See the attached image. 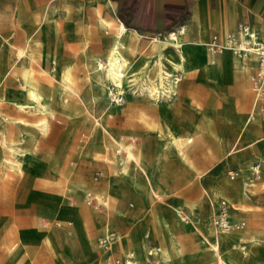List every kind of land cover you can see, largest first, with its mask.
Segmentation results:
<instances>
[{"label":"rangeland","instance_id":"obj_1","mask_svg":"<svg viewBox=\"0 0 264 264\" xmlns=\"http://www.w3.org/2000/svg\"><path fill=\"white\" fill-rule=\"evenodd\" d=\"M17 9L19 12V18L16 22H18L23 27L33 29V33L29 35L33 36L34 38H38L34 35L37 29L34 26L32 20L24 19L26 6L22 1L18 3ZM62 16L63 11L59 14V18H61ZM67 23L65 24V30L63 32L69 30V28L66 27ZM220 32L223 39V35L226 34V29L222 28ZM152 37H155V35ZM202 40L205 41V45L209 47L208 36H204ZM10 43L13 44L10 38L8 36H5L4 42L0 44V96L4 98V100H1L0 102L9 101V99L12 98L14 94H17L16 88L20 87L21 80L17 77V74L14 72V69L18 65H21L24 60H26L18 59L16 55L11 53L12 48ZM56 49L57 48H55L52 52H47L45 54V57L47 58V56L49 55V59L53 61ZM71 52L73 56L78 57L82 61L79 56L75 55V52H73L72 50ZM221 52L222 51H220V55ZM12 59H14L15 62L17 61L18 65H14L16 63L12 64ZM143 60H146L145 57H143ZM147 60L150 63L152 59ZM40 61L41 60H37L36 62L33 61L32 65L34 66V64H39ZM62 64L64 65L65 63ZM36 69H45L49 71L48 69L43 67H39ZM51 70L52 74L49 71L50 75H58V71L55 69L53 70V64L51 66ZM256 71L257 68L256 70H254L253 73L249 75L251 100L255 99L253 94L254 92L252 78ZM7 74H10L15 77H10L7 80L6 84L4 77ZM205 74L206 72L203 69L195 70L189 74V76H196L197 78L205 79L207 89L205 90L206 106L201 105L199 108L196 107V119H191L192 125H188V128L190 129L189 131H191L193 134V140H195L198 144H191L189 146L187 145L186 149H182L183 153H185L192 160L196 172H199L200 175H198L197 173H195V171L189 168L187 163L175 152V150H171L169 158L164 163L165 172L160 173V176L165 179L167 189L166 191L162 192L161 189V192L157 193L159 196H154L152 190L149 188V177L146 174H135L133 167L134 164H132V174L130 176L120 178L119 187L116 190L113 188L109 189L108 194L110 197L107 201H103L97 196L87 198L85 193L82 192L80 189L73 188L74 184L71 181L66 180L64 175L61 173L62 168H60L57 159H55L53 154L48 153L46 156L42 157V160H36L35 158L32 164L25 166L23 173L11 170H7L6 173H0V215L12 218L14 222L16 221V223L13 224L15 228L23 225L21 223L25 220L24 218L28 215V213L26 210L19 211L13 209L15 200L14 188L17 187L19 183H21L19 180L16 181V179L13 177V174L14 172H17L20 175H24L28 172H31V166H33L34 162H37L40 164L39 167L36 168V178L38 180L37 184L39 187H41V190H36V192L34 193L35 197H33L32 194V196L28 194V197L24 201V203L28 205L31 200L35 201L36 209L34 220L37 223L43 222L45 224L46 230L43 234V240L49 248H52V243L54 241L51 235L49 234V231L54 228L58 232H60V234H57L55 232L56 243L58 244L63 242L70 245L71 242L75 240V238L83 239L89 235L88 230H85L84 228L80 230V226H84L85 224H88V222H93L98 227H101L102 222L105 219L111 218V227H118L117 221L115 219L119 215L121 206L128 199V196H130V200L138 205L141 212L139 214H135L134 216V220L137 221L136 223L130 222L125 230H118V233L116 235V242L113 246V252H119L124 254L131 253L134 256L141 257L142 264H211L212 259L210 252H214V250L211 249V246L206 240L202 239L201 241V239H199V237H202V228L205 224L208 223V219L211 214L210 207L203 196V191L201 188L202 182L212 180L216 186H219L222 182H225L227 184H236L237 188L239 190L241 189L240 192L245 189L244 185L246 184L247 189H257L259 191H257L259 194L256 193V196L253 197L252 201L249 200V203L251 205H257L249 211H242L238 209L235 210L233 206H238L239 204L236 200H234V203H229L230 210L232 211V213H230V216H232L233 219L236 221H238L237 219H239V217L242 218L239 223L241 221L244 222V224H242L243 229L261 235L262 245H257L254 243L250 246V249L254 251L258 248L261 250V253L264 256V188L259 189L260 186L264 185V150L258 151L257 149H255L254 145L251 144L245 146V148L241 150L243 156L245 157V160L243 162H221L236 156L238 145L236 148L231 150L232 153L229 156H226L222 159L219 150L216 146L214 136L210 133L211 129L218 132L217 130H215L216 120L219 121L220 125H222L223 127L224 125L230 123L233 126V129L235 130V136L233 139L234 142L236 135L242 127L243 120L248 116L251 110L252 103L250 106V110L247 114H245L242 113L243 107L239 105V109H237V105L233 104L231 100L232 96H223L221 97L220 101L215 102L216 96L211 91V89L213 88V84L208 80L207 74ZM211 74L212 76H215L217 78L219 82L217 85L226 89L225 84H228L229 81L226 79L227 75L224 74L221 68H219L216 73ZM154 78L156 83L159 77L154 76ZM53 83L54 85L57 84L56 79L53 80ZM127 84V86H123V89L125 90V101L123 104L117 106L119 108H123L125 103L129 99H131L130 96H126L129 90L137 92V88L135 87V84L132 81L128 82ZM110 85L111 83H107L106 86H104V93H102V100L105 104L112 103L109 100L107 93V88ZM178 88H176V92L178 91ZM258 100L261 109L259 112H255L254 118L252 119L249 127H247L244 131L239 144L247 143L249 141H257L258 139L260 143L264 144V98H258ZM85 109L87 108L80 106L81 111ZM56 110L58 111V116L65 115L67 117L66 119L62 117H57L58 119L55 118L51 121V132H53V137H58V135H60L62 127L74 126L72 122H75L78 119L83 120L82 116L72 114L74 112L73 108H70L68 110L62 109V107L56 103ZM0 112L5 114L7 117L11 118V120H17L18 118H27V120L30 122L34 121V119H38L39 116H41L33 111H21L15 106L13 102L1 103ZM237 113H239V116L237 115ZM137 115L140 119L137 116L135 119L128 118V116H126V113L124 112V109H122L121 111L119 110L117 114H115L114 118H109L110 121H108L107 124L112 127H131V121H136L137 124H134V126L140 129L141 122L139 120L144 122L145 119L141 116L140 112H138ZM208 118L212 119V124L207 121ZM144 123H146L144 124L145 127L151 126L148 124L147 121H145ZM176 128L178 131L183 130V127L180 126ZM2 129L3 128H0V130ZM85 129L87 136L91 139L88 142H85L79 136L77 141L74 140V149H76L77 146L82 149L86 144V149L84 150L85 153L92 154L97 159H103L102 146L100 144V134L97 132L95 133L93 131L91 124H86ZM19 132L20 131L18 129V133ZM218 133H221L223 137L226 138V141L228 142V147H231L233 142H230V138L227 136L225 129L224 131H220ZM121 134L130 135L129 133ZM131 135L133 136L135 146H139V144L144 145L145 150H147V161L151 163L153 160L154 151L156 149L155 134L148 133L143 134V136L140 135L138 137H136L134 134ZM153 137L155 138V142L151 141ZM51 141L52 140L49 139V142ZM202 141L209 143V149L205 148L207 147L205 144H199ZM53 142H55V139H53ZM38 143L44 144V141L41 139V135L38 138ZM211 153H213L219 159L213 157ZM53 158L55 162H53ZM105 161L108 163L105 166L91 167L90 176L92 179H106L107 183L112 180V178L109 176V172H112L114 170L113 166L115 164V156L112 150L109 151V155L105 158ZM173 163L180 170L183 171L174 170L175 168H173L172 166ZM256 165H259L258 177H256L253 172V167H255ZM46 166L49 168V170L53 171L52 173L54 174V176L51 177V179L43 177V171ZM107 166L110 167V170ZM69 169H73V166L69 165L67 168H65V171H68ZM229 169H235L237 171L235 172V175L233 177L230 175V173H227ZM201 173L204 175H202ZM252 173L254 176L252 175ZM136 176H138L139 178ZM137 183L140 184L139 187L136 185ZM100 192H105V189L100 188ZM113 197L115 198L116 202ZM112 198L114 202L112 201ZM1 199H4V201H1ZM75 199L78 200L76 201ZM109 200H111V202H109ZM195 202H200L198 210L192 208ZM81 205L88 210L86 218H84L81 211H79L81 210ZM134 206L135 205L133 203H129L127 205V209H134ZM120 214L123 220L129 219V215L126 211H121ZM195 226L199 229L197 230ZM145 227L149 228L148 232L141 233V238L138 237V231L140 230L142 232V229ZM170 229L174 231L177 230V236H181L180 239L184 244V250L181 255L176 252L175 248L172 245L169 233ZM5 230H2L1 232L3 233L2 237L4 239H8L7 245L12 242H16V244L18 245L16 250L22 247H26L20 240H18V238H16L17 235L13 236L12 230ZM145 230L146 229H143V231ZM186 236L192 237V239L190 238V240L192 241L187 239ZM147 238H150L152 241L157 242L159 249L161 250L159 251L158 255L155 254L153 257L146 256L149 252L148 250H151H147V248H149L152 244L150 242H147L146 247L145 242ZM193 240H197L199 242L201 248L199 249L200 251L194 248ZM160 245L162 247H160ZM93 246L98 250L100 254H104L100 252L97 242H94ZM164 249L170 251V260L168 262H165L163 259L164 254L162 250ZM126 250L129 253H127ZM7 251H9L8 248ZM27 255L30 259L33 256L32 253L29 251L27 252ZM111 264H122L121 256L115 257L114 261Z\"/></svg>","mask_w":264,"mask_h":264},{"label":"bare ground","instance_id":"obj_2","mask_svg":"<svg viewBox=\"0 0 264 264\" xmlns=\"http://www.w3.org/2000/svg\"><path fill=\"white\" fill-rule=\"evenodd\" d=\"M98 7L99 6L90 8L88 15H86L83 21L78 23L76 27L75 31L77 36L75 37V42L70 41L67 45L73 52H75V55L82 59V62L86 67V76L91 81V83L97 86L99 96H102V93H104V86H106L107 83H111L114 87L121 89L123 86H127L128 82L132 81L137 88V92L129 90L126 96L142 98L146 100L150 106L158 107L161 112L165 107L170 108L171 105H173L172 103L174 97L177 96V92H175L176 94L173 98H168L165 96V94L162 98H159L157 94L158 86L156 85L157 83H155L154 76H158L160 85H162L163 88L169 90L170 85H172V83L174 84L175 80H179L175 83L178 88V85L183 78L188 77L191 72L199 69H203L206 72L208 80L212 82L213 85H216L219 82L215 76H212L211 73H216L219 68H221L224 74L227 75L226 79L229 81V83L233 81V78L237 77V71H239L241 74H246L251 69H254V63L252 60H235L230 53L231 50L226 47H223L220 50L222 52L218 61L212 57V51L205 45L206 42L202 40L204 36H207V24L210 22L208 11L203 9H197L194 14V17L199 25L200 42L186 40V42L181 45L180 48L174 49L173 47L167 45L165 41H160L156 37H150L147 41V48L134 53L133 49L130 47L131 45L129 46L124 42V36L128 33L127 28L120 21L112 17L103 16L100 12L101 10H99ZM62 8L63 16L57 20H54L52 24L55 35H57L60 31L65 30V24L69 20L67 19V13H69L67 12V5H63ZM32 22L38 33H41L42 26L38 19L32 20ZM100 29L104 30V32L108 35L107 38L111 39L110 44L108 46L106 44L105 50L98 49L96 46H94L96 49H93L92 46L93 44L97 45V43L101 41ZM228 33L223 35V39L218 38L222 45H225ZM29 40L36 46H41L40 44L42 42L39 38H34L33 36L29 35ZM10 45L12 48L11 53L16 55L18 59L26 60H24L21 65H18L14 69V72L21 80V83L20 87L16 88L17 94H14L13 97L9 99V101H12L19 110L33 111L40 114L41 116H39V118L36 120L34 119L32 122L28 121L27 118H25L26 120L24 118H18L17 120L12 121L10 118L0 113V124L4 125L3 129L0 130V173H6L7 170L23 173L25 166L33 163V160L35 159L34 153L36 150L37 136H46L49 128L51 129L49 123L55 118L62 117L66 119L67 117L65 115L58 116L56 103L59 104L62 109L68 110L73 108V115L82 116L83 121L86 124H91L93 131L100 134V144L102 146L103 159L108 157L110 150L113 151L115 156V164L113 166L114 170L109 172V176L112 178V180L108 183L105 182V192L93 193L80 179H73V169H69L68 171H65V169L63 171L61 170V173L64 175L65 179L71 181L74 184L73 188L80 189L85 193L87 198L97 196L103 201H107L110 197L108 194L109 189L113 188L116 190L120 185V178L130 176L132 174V164H134L133 167L135 174H146L149 177V188L152 190L154 196H159L157 193L161 192L163 186L166 188L165 179L160 176V173L165 172L164 163L169 158L171 150H175V152L187 163L189 168L192 170L194 169L193 162L182 151L183 141L190 143L193 141V137L188 136L183 138L182 136H177V128L175 126L173 127L168 119H165L159 115V120L157 122L152 121V124H150L152 125V130L156 137V149L154 151L153 160L151 163H149L146 158L147 150H145L143 144L135 146L134 139L131 134L123 135L118 131L112 130L110 126H108L107 118L118 105L113 103L108 104L104 110L96 115L87 109L81 111L80 107H70L69 98L73 95H77L78 92L76 91L79 90H76L78 87L76 89H73L72 87V85H74V81H77V78L75 77L76 80L74 78V69H76L77 66L74 61L69 60L64 65L61 64L60 57L56 50L53 57V70H57L58 75H50L49 71L45 69H36L32 65L33 61L36 62L37 60H42L45 54L43 55L38 53L33 49L26 50L20 46L15 47L11 43ZM98 46L99 45H97V47ZM133 46L134 45H132V47ZM140 56L145 57L146 60H143L141 67H138L137 59ZM47 58L49 59L50 56L48 55ZM147 59L152 60L149 63ZM54 79L57 81L56 85H54L55 82L53 83ZM76 86H78V84ZM195 93L197 92L195 91ZM187 94L193 101L192 94L190 92ZM195 98L196 97H194V99ZM1 100L3 101L4 98L0 96V101ZM198 101L196 105L197 108L201 106ZM236 108L239 109L238 106H236ZM260 109L261 107L259 105V100L254 99L250 112L254 115L255 112H259ZM138 111L141 113L140 109H138L137 112ZM238 114L239 113H237V115ZM250 114H248V116L243 120L242 127L236 135L231 147H228V142L221 133H218L212 129L210 130V133L214 136L216 146L222 159L226 156H229L232 153L231 150L236 148L240 143L244 131L247 127H249L252 119L254 118H251ZM174 116L177 118L176 114ZM184 117L185 116L179 117L180 122L183 123L187 121L188 124L192 125V120L185 119ZM211 120L212 119L208 118L207 121L211 123ZM108 121H110V119H108ZM139 121L142 122L141 120ZM146 121H148L147 118ZM14 128L19 129V137L15 136ZM184 148L186 149V147ZM53 162H55L54 158ZM108 168L110 170V167ZM193 171L200 175L199 172H196V170ZM136 185L138 187L140 186L139 183ZM244 186L245 189L240 192L241 189L239 190L236 184H227L222 182L219 186H216L212 180L202 182L201 188L203 191V196L210 207L211 214L208 219V223L202 228V237H199V239H201V241L202 239L206 240L211 246V249L214 250V252L209 251L212 259L211 264H264V256L262 255L261 250L257 248V250L253 251L250 249V246L254 243L257 245H262L260 234L249 232L246 229H229L220 231L213 224L214 216L216 215L217 202L221 198L226 199L230 204L234 203V200H236L239 205L233 206L235 210L238 209L242 211H249L252 210L253 207H256L257 204L254 205L252 203L253 205H251L249 200L252 201L253 197L256 196V193L259 191L257 189H247L246 184ZM263 188L264 185L259 187V189ZM162 192L164 191L162 190ZM109 202H111V200H109ZM199 205L200 202H195L192 208L198 210ZM110 219H105L102 222L101 227H103V229L107 230L111 227L112 221ZM240 224L242 225L244 222L241 221ZM198 229L199 228H197V230ZM176 231L177 230L174 231L172 229L169 230L170 240L176 252L181 255L184 250V244L180 239L181 236H177ZM186 238L189 240L190 238L192 239V237L189 236H186ZM193 242L195 249H201L197 240H193ZM17 247L18 245L16 242H12L7 245V248L10 252H15ZM160 247L162 246L160 245ZM159 251L161 250L159 249ZM162 252L164 254V261L168 262L170 260V251L164 249ZM127 253L129 252L127 251ZM158 253L156 254L158 255Z\"/></svg>","mask_w":264,"mask_h":264},{"label":"crops","instance_id":"obj_3","mask_svg":"<svg viewBox=\"0 0 264 264\" xmlns=\"http://www.w3.org/2000/svg\"><path fill=\"white\" fill-rule=\"evenodd\" d=\"M20 1H22L26 6L24 19H30V20L38 19V21L41 23L42 32L38 33V31H36L34 33V35L38 37L42 42L40 44L41 46L39 45L36 46L34 43H32L29 40V34L33 33V29L23 27L18 22H16L19 18V12L17 6ZM122 1L123 0H0V44L4 42V37L8 36L15 47L20 46L25 48L26 50L33 49L36 52L41 53L43 55L46 54L47 52H52L55 48H57L56 46H58L56 50L60 57L61 64L66 63L69 60H72L77 64L76 69H74V74H75L74 78L76 77L77 81H74V85H72V87L73 89H76L78 87L76 90L78 89L79 90L76 91L78 92L77 95H73L72 97L69 98L70 107L83 106L96 115L100 113L102 110H104L108 104L104 103V101L102 100V96H99L98 94L97 86L91 83V81L86 76L87 75L86 67L84 66L83 62L78 57L73 56L71 50L67 45L70 41L75 42V37L77 36V33L75 31L76 27L78 23L82 22L84 17L88 15V13L90 12V8L99 6L98 8L99 10H101L100 12L103 16L112 17L120 21L127 28L128 33L124 36V42L129 46L131 45L130 47L133 49L134 53L146 49L148 46L147 41L150 37L154 35L156 36L158 34H163L181 25L184 26L185 29L184 34L179 37V41L181 42V45H183L186 42V40L187 41L193 40L196 42L197 41L200 42L201 40L199 38V25L194 17L195 11L197 9H203L205 11H208L209 13L210 22L207 24L208 42L212 39V37L222 39L220 32L222 28L227 29L225 32L227 34L228 32L230 33L231 31H233L236 25L240 22L249 23L258 31H264V0H139L136 9L133 12L130 21L131 22L130 26H126L117 16L119 4ZM63 5H67L68 7L67 12L69 13H67L68 15L67 19L69 20L66 27L69 28L71 33L69 32V30L65 32L60 31L57 35H55L52 24L54 20L59 19V14L63 10L62 8ZM173 5H177V6L183 5L184 10L188 11L189 16L184 20L178 21L176 24L172 26L166 27L164 12L166 8H171L173 7ZM100 35H101V41L97 43V45H99L100 48L99 46L97 47L96 44L95 45L93 44L92 46L93 49L98 48L105 50L106 44L108 46L111 42V39L107 38L108 35L102 29H100ZM159 40L165 41L167 45L173 47L167 40H162V39ZM132 45L134 46L132 47ZM94 46H96V48H94ZM212 57L216 61H218L220 58V52L213 53ZM232 57L235 60H241V59L252 60L254 63V69H251L246 74L243 73L241 74L239 71H237L236 72L237 77L233 78L232 82L225 84L226 89L216 84L212 86L213 88L211 89V91L216 96L215 102L220 101L221 97L223 96L225 97L232 96L231 99L232 102L237 106L239 105L242 106L243 107L242 113L247 114L248 111L250 110V106L253 100V99L251 100V94H250L249 75L253 73L254 70H256L257 60L253 56H248L245 58H235L232 55ZM142 63H143V56H140L137 59L138 67H141ZM12 64L18 65L14 59H12ZM52 64L53 61L44 56V58L40 61L39 64H34V67L46 68L52 74V70H51ZM10 77H15V76L7 74L4 77L6 84H7V80ZM77 84L78 86H76ZM245 86H246V90H245ZM205 90H207L205 79L197 78L196 76H188L181 80V83L179 84V88L177 91V96L174 97L172 103L173 105H171L170 108L165 107L163 111L160 112L158 107L150 106L146 100L142 98L131 97V99H129L125 103L123 108L116 107V109L114 110L115 112L113 111L108 116L107 123L109 118L111 117L113 118V116H115V114H117L118 111L119 110L121 111L122 109H124V112L126 113V116H128V118L135 119L137 113L139 112V111L137 112V110L140 108L141 111L140 114L142 115V117H144L145 115L144 117L145 121L147 118V120L149 121V122L147 121L149 125L152 124V121L157 122L159 120V115H161V117L168 119L173 127L174 126L183 127L182 131H176L177 136H182L183 138L188 136L192 137L193 134L191 131H189L190 129L188 128L189 125L188 122L187 121L183 123L180 122L179 117L185 116L184 118L188 120L196 119V105L198 98H199L198 103L201 104L202 106H206ZM195 91L197 93H195ZM187 92H190L192 94L193 101L189 97ZM194 97L196 98L194 99ZM8 102H12V101L0 102V104L8 103ZM146 114L147 115L150 114L148 115L149 117ZM175 114L177 115V118L174 116ZM250 117L251 118L254 117L253 113L250 114ZM72 123L74 124V126L62 127L60 135H58V137L57 136L53 137V132H51V129L49 128L47 135L41 136V139L44 141V144L38 143V138L40 137V135H38L36 138V152L34 153L35 158L36 160H42V157L46 156L48 153L53 154L55 159H57L60 168H62V171L65 168H67L69 165H72L73 179H77V178L78 180L80 179L88 186L91 192L101 193L100 188L105 189L106 179H100V178L96 180L92 179L90 176L91 175L90 169L91 167L105 166L108 163L105 161V159H97L92 154L85 153L84 150L86 149V144L82 149H80L79 146H77L76 149H74V145H75L74 140L77 141L79 136L85 142H88L91 138L87 136L85 129L86 123L83 120L78 119L77 121ZM134 124H137V122L131 121V127H112L109 124L108 126H110L112 130L125 134L126 133L134 134L136 137L148 133L153 134L152 125L150 126L151 128L149 126L145 127L143 125L145 123L141 122V128L138 129L136 126H134ZM49 126L51 127V122L49 123ZM3 127L4 125L1 126L0 124V128ZM224 129L226 131L227 136L230 138V142H233L235 136V130L233 129V126L230 123H228L223 127L222 125H220L219 121L216 120L215 130L220 132V131H224ZM15 136L19 137L18 128H15ZM49 139H51L52 141L49 142ZM53 139H55V142H53ZM151 141L155 142V138L153 137ZM191 144L197 145L198 143H196L195 140H193L190 143H186L183 141L182 149L187 145L189 146ZM199 144H205L207 146L205 148L209 149L208 142L202 141ZM251 144H253L255 149H257L258 151L264 150V144L260 143L259 139L257 141H249L247 143H241L238 144L236 156L221 162H225V163L243 162L245 160L244 159L245 157L243 156L241 150H243L245 146ZM211 154L213 157L219 159L213 153ZM39 164L40 163L34 162L33 166H31L32 169L31 172H28L24 175H20L17 172H14L13 174V177L16 179V181L19 180L21 182L18 184L17 187L14 188L15 200H14L13 209L19 211L26 210L28 215L25 216L24 218L25 220L21 223L23 225L17 228H15L13 225L16 223V221L14 222L12 218H9L4 215H0V264H111L114 261V258L119 256H121L122 264H124V260L130 254L113 252V246L116 240L110 246L109 249L104 250L101 247H99L98 238L105 235L108 231H113L117 235L118 230H122V231L125 230L130 222L136 223L137 221L134 220V216L135 214H139L141 212L138 205L132 202L130 200L131 197L128 196V199L120 208L119 215L115 219L117 221L118 227H111L105 230L103 229V227H98L93 222H88V224H85L84 226H80V230L83 228L85 230H88L89 235L83 239L75 238V240L72 241L70 245L63 242L57 244L55 241L56 240L55 232L57 234H60V232H58L55 228L51 229V231H49L50 233L49 232L48 233L51 235L54 241L52 243V248H49L43 240V234L45 233L46 230L45 224L43 222L37 223L34 220L35 209H36L35 201L31 200L28 205L24 203V201L28 197V194L30 196L33 195V197H35L34 193L36 192V190L37 189L41 190V187H39L37 184L38 180L36 178L37 176L36 168L39 167ZM172 166L173 168H175L174 170L177 171L180 170L174 163ZM193 170L196 169L194 168ZM52 172L53 171L49 170V168L46 166L43 171V177L51 179V177L54 176ZM230 172H237V171L235 169H229L227 173ZM162 190L166 191L167 189L165 188V186H163ZM75 200L77 201L78 199ZM220 200H225L228 203L226 199L221 198ZM220 200L217 202V210ZM1 201H4V199H1ZM129 203H133L135 205L134 209L132 208L127 209V205ZM80 209L83 217L86 218L88 210L82 205ZM121 211H126L128 213L129 215L128 220H123L121 218L122 217L120 214ZM230 213H232V211L230 210L229 207L228 218L231 222L239 223V221L242 220V218L240 217L239 219H237L238 221L234 220L233 217L230 216ZM238 213H242V212H238ZM5 229L9 231L12 230L13 236L17 235L18 240H20L26 247L19 248L15 252L7 251L6 247L8 244L7 243L8 239H4L2 237V232H1L2 230ZM143 229L146 230L143 231ZM143 229L142 232L140 230L138 231V237L140 238H141V233L148 232L149 230L148 227H145ZM241 229H243V225L240 228V230ZM94 242H97L100 252L104 253L103 255L100 254L98 250L93 246ZM147 242L152 243L150 247L147 248V250L148 249L154 250L158 248V250L156 251L154 250V253L152 255H149L148 253L146 255L147 257H153L156 253L159 252V246L157 242H154L150 238H147L145 242L146 247H147ZM28 251L31 252L33 255L31 259L27 255ZM132 260L137 261L138 264H142L141 257H137L133 255Z\"/></svg>","mask_w":264,"mask_h":264},{"label":"built area","instance_id":"obj_4","mask_svg":"<svg viewBox=\"0 0 264 264\" xmlns=\"http://www.w3.org/2000/svg\"><path fill=\"white\" fill-rule=\"evenodd\" d=\"M185 32L184 26H178L177 28L167 31L163 34H158L155 37L162 40H167L175 49L181 47V42L179 37ZM209 48L212 53H219L223 47L229 48L232 55L235 58H245L248 56H253L257 60V71L254 74L253 81V91L255 98H264V31H258L251 24L246 22H240L236 25L235 29L228 33L226 37L225 45H222L220 40L216 37L208 42ZM175 80L174 84L170 85V89L167 90L162 87L159 83V78L157 80L158 86V97L162 98L165 94L168 98H173L175 96L177 85ZM108 98L115 105H121L125 101V90L123 87L121 89L114 87L112 84L107 88ZM253 172L256 177L259 175V165L253 167ZM233 177L235 172H230ZM228 208L229 205L225 200H220L218 210L214 216L213 224L220 230L225 231L229 229H240L242 225L238 222H231L228 218ZM116 240V233L113 231H108L105 235L98 238V245L104 250L110 248V246ZM155 251L158 250L154 249ZM153 249L149 250L148 254H153ZM132 254L124 260V264H138L137 261L132 260Z\"/></svg>","mask_w":264,"mask_h":264},{"label":"trees","instance_id":"obj_5","mask_svg":"<svg viewBox=\"0 0 264 264\" xmlns=\"http://www.w3.org/2000/svg\"><path fill=\"white\" fill-rule=\"evenodd\" d=\"M138 3L139 0H123L119 4L117 16L126 26L131 25L130 21ZM188 16L189 13L184 10L183 5H173L171 8H166L164 12L166 27L172 26L178 21L188 18Z\"/></svg>","mask_w":264,"mask_h":264}]
</instances>
